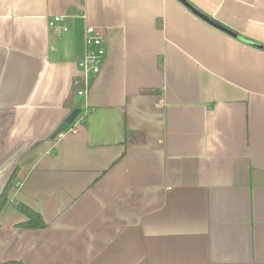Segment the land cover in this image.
Returning a JSON list of instances; mask_svg holds the SVG:
<instances>
[{
    "label": "crops",
    "instance_id": "obj_1",
    "mask_svg": "<svg viewBox=\"0 0 264 264\" xmlns=\"http://www.w3.org/2000/svg\"><path fill=\"white\" fill-rule=\"evenodd\" d=\"M185 1L0 0V264H264V0Z\"/></svg>",
    "mask_w": 264,
    "mask_h": 264
},
{
    "label": "built area",
    "instance_id": "obj_2",
    "mask_svg": "<svg viewBox=\"0 0 264 264\" xmlns=\"http://www.w3.org/2000/svg\"><path fill=\"white\" fill-rule=\"evenodd\" d=\"M47 24L56 33L65 31L67 28L63 24V16L54 15L48 18ZM106 54V40L94 26H86L84 30V55L79 62V75L72 80V87L77 96L86 99L89 95L92 80L100 73ZM89 113L88 109L81 110L74 121L58 136L62 137L68 131L77 132V128L82 124Z\"/></svg>",
    "mask_w": 264,
    "mask_h": 264
},
{
    "label": "trees",
    "instance_id": "obj_3",
    "mask_svg": "<svg viewBox=\"0 0 264 264\" xmlns=\"http://www.w3.org/2000/svg\"><path fill=\"white\" fill-rule=\"evenodd\" d=\"M18 167H15L10 173L3 189L0 192V211L3 206L8 202V194L11 189L15 186V181L17 178ZM15 207L25 216V221L19 225L22 227H31V228H44L46 227L45 222L41 219V216L38 212L34 211L27 205L18 202L15 204Z\"/></svg>",
    "mask_w": 264,
    "mask_h": 264
},
{
    "label": "water",
    "instance_id": "obj_4",
    "mask_svg": "<svg viewBox=\"0 0 264 264\" xmlns=\"http://www.w3.org/2000/svg\"><path fill=\"white\" fill-rule=\"evenodd\" d=\"M183 4H185L193 13H195L196 15H198L201 19H203L204 21L208 22L209 24H211L212 26H214L215 28L224 31L232 36H236L235 33L231 32L230 30L226 29L225 27L213 22L212 20H210L207 16H205L204 14L200 13L199 11H197L195 8H193L192 6H190V4H188L185 0H180ZM243 41H245L246 43L253 45L255 47L258 48H263L264 46L261 44H257L255 42L249 41V40H245L242 39ZM81 109L79 107L73 108L70 110V112L65 116V118L62 120V122L59 124V126L54 130V132L50 135V138L53 139L56 136H58L62 131H64L76 118V116L80 113ZM5 185V184H4ZM4 187V186H3ZM3 189V188H2Z\"/></svg>",
    "mask_w": 264,
    "mask_h": 264
},
{
    "label": "rangeland",
    "instance_id": "obj_5",
    "mask_svg": "<svg viewBox=\"0 0 264 264\" xmlns=\"http://www.w3.org/2000/svg\"><path fill=\"white\" fill-rule=\"evenodd\" d=\"M77 100H79V102H80L82 100V97L81 96H77Z\"/></svg>",
    "mask_w": 264,
    "mask_h": 264
}]
</instances>
